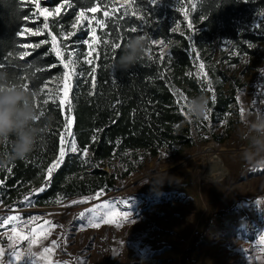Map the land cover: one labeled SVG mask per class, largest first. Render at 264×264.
<instances>
[{"label":"trees","instance_id":"obj_1","mask_svg":"<svg viewBox=\"0 0 264 264\" xmlns=\"http://www.w3.org/2000/svg\"><path fill=\"white\" fill-rule=\"evenodd\" d=\"M40 3L49 10L65 4L49 24L61 39L62 31L71 27L81 8L89 18L95 16L91 24L83 22L79 32L83 34L71 40L74 46L70 48L84 57L87 48L82 41L95 29L98 42L91 54L95 89L90 66L81 60L77 70L83 75L77 74L71 92L72 138L77 153L68 150L46 185V171L59 159L65 116L58 104L60 92L53 93L48 86L63 75L65 68L48 33L19 35L25 27L37 28L35 0H0V84L23 86L21 75L27 76L40 116L36 126L42 129L33 151L24 159H7L12 138L0 145V209L5 210L23 208L29 200L32 206L59 207L73 198L108 195L141 171L146 158L157 157L162 150L180 153L193 148L196 142L185 103L203 95L209 100L210 119L220 117L231 123L237 89L229 68L255 55V47L264 41V0H157L155 4L130 0L128 11H136L146 22L124 17L117 0ZM93 6L97 12H87ZM133 27L137 31H129ZM138 35L148 38L147 52L134 65L124 67L120 63L124 46ZM117 39L121 46L113 48ZM152 40L164 41L168 50L160 44L151 45ZM24 44L41 46L23 49ZM21 51L29 55L20 58ZM46 98L47 105L43 103ZM85 148L86 156L81 154ZM41 187L47 190L35 195ZM228 212L223 209L208 214L205 229L194 235L188 253L182 256L183 264H190V253L199 248L210 223Z\"/></svg>","mask_w":264,"mask_h":264},{"label":"rangeland","instance_id":"obj_2","mask_svg":"<svg viewBox=\"0 0 264 264\" xmlns=\"http://www.w3.org/2000/svg\"><path fill=\"white\" fill-rule=\"evenodd\" d=\"M117 1L122 7L130 0ZM56 16L53 10L47 19L36 14L33 31L48 33L52 46L56 37L54 52L59 49L63 59L59 58L68 68L48 89L60 92L65 115L70 111L73 119L71 92L78 63L85 57L70 48L71 40L83 34L79 33L83 23L74 36H69L71 27L64 29L61 39L49 25ZM92 35L89 31L82 41L92 46L90 55L98 42L97 35L96 40ZM255 50V55L229 68L237 89L231 123L220 117L211 120L209 110L207 119L200 120L186 113L196 142L193 148L180 153L162 150L159 156L146 158L141 171L108 195L73 198L59 207L32 206L29 200L23 208L0 209V264H11L8 253L13 248L32 257L33 264H183L182 256L194 235L205 229L208 214L223 209L229 212L210 223L199 248L190 253V264H264V166L243 158L256 139L250 137L251 123L257 104L264 99V41ZM70 142L64 133L62 144ZM213 149L225 165L226 175L220 181L205 178ZM68 150L65 147V153ZM125 211L127 220L120 218ZM27 240L28 252H24Z\"/></svg>","mask_w":264,"mask_h":264},{"label":"clouds","instance_id":"obj_3","mask_svg":"<svg viewBox=\"0 0 264 264\" xmlns=\"http://www.w3.org/2000/svg\"><path fill=\"white\" fill-rule=\"evenodd\" d=\"M148 38L138 35L130 38L124 46L120 63L129 67L137 63L147 52ZM209 100L201 95L192 98L187 104L190 119L200 120L207 117ZM40 116L35 105L34 93L19 84H0V145L11 140L9 160L24 159L33 151L42 129L36 126ZM259 137L244 150L243 158L264 166V114H256L251 123Z\"/></svg>","mask_w":264,"mask_h":264},{"label":"snow or ice","instance_id":"obj_4","mask_svg":"<svg viewBox=\"0 0 264 264\" xmlns=\"http://www.w3.org/2000/svg\"><path fill=\"white\" fill-rule=\"evenodd\" d=\"M66 2H67V0H66ZM151 2L153 4H155L157 2V0H151ZM35 7L37 9V13L36 14H43V16L45 17V19H47L48 15H49V10L47 8H40V0H35ZM64 7H65V4H61V5L57 6L53 11H54L55 14H60L62 8H64ZM122 7L124 9V11H123V16L124 17H129V16L136 17L140 21L146 22L145 21V17L144 16H137L136 11H132L130 13L128 11L129 5L127 3H125ZM181 10H183V9H181ZM116 11H117L116 8H113L112 9V12L113 13H115ZM87 12H90L92 14H95L97 12V7L96 6L90 7V8L87 9ZM103 15L105 17H108L109 16L108 11H104ZM185 15H187V12L185 13ZM28 19H29V17L26 18V21ZM93 20H95V16L93 15L91 18H89L88 16H86V10L83 9V8H81L78 11L77 15H76L75 22L71 25V28H72L73 31L69 33V36H74L76 34V31L75 30L78 27H80L84 21H87L89 24H91ZM96 24L101 29L103 28V25L101 24V22L99 20H96ZM116 26L118 27V25H116ZM188 26L191 27V24H189ZM44 28L45 29L48 28V24L47 23L44 24ZM129 31L135 32V31H137V29L135 27H133V28L129 29ZM173 31H176V29H173ZM92 32H93V35H92L91 39L92 40H96L95 29H93ZM26 34L27 35H33V36H35V35H40L41 33H40L39 30L33 31L31 28H27V27L23 28L19 32V35L21 37L25 36ZM67 38L68 37H65V39H67ZM52 40H53V46H55L56 37L53 36ZM46 42L47 41H45V43ZM104 43L107 44L108 41H104ZM84 44H85L86 47L89 48V51L82 53V55L85 57V59L83 60V64L90 66L89 67V76L91 77V80H92L91 86H92V88L94 90L95 89L94 73H95V70L96 69H95L94 59L91 58V55H90L91 50H92V46L89 44V41H85ZM157 44H160V45L163 46L165 44V42L164 41H156V40H152L151 41V45H157ZM40 46H41L40 44H36V45L24 44V45H22V48L23 49H27V48H30V47H32V48H39ZM111 46L113 48H119L121 46L120 45V42H119V39H117V41H115L114 43H112ZM69 54L71 55L72 53L70 52ZM28 55H29V53L27 51H21L20 52V58L27 57ZM55 55L57 57H60L61 59H63V57L61 56V53H60L59 49H56ZM161 57H163V52H161ZM63 67L65 69H67L68 68V64L65 63L63 65ZM203 67H204V65L201 64L200 65V68L203 69ZM67 75H68V73H65V77ZM78 75H83V73L81 72ZM27 79H28L27 76L21 75V80H22L23 86L25 88H28L29 87L28 83L26 82ZM41 83H43V81H41ZM40 91H41V93H44L45 92V89L44 88H41ZM213 100H215V97L214 96H213ZM43 103L45 105H47L49 103V99H47V98L44 99L43 100ZM53 103H57V101L56 100H53ZM64 103L65 102L62 99L58 101V104H59L60 107H63L64 106ZM69 108H70V104H69ZM241 111H243V110H241ZM205 119H207V117ZM72 126H73V119H72L71 113L69 111V113L63 117L62 130L65 133V135L70 139L71 142L68 145H63L62 144V146L59 149V159H57L56 163L52 164V166L47 169L46 174H45L46 177H47V179L45 180V184L46 185L50 184V182H51V176H52L53 170L58 166L59 163L62 162V160H63V158H64V156L66 154L65 153V147L70 148V152L71 153H77V146H76L75 140L72 139V133H71ZM61 139H63V137ZM91 141L93 143L96 141V136L95 135H93L91 137ZM81 154L86 156L87 155V149L85 148V149L81 150ZM46 190H47L46 187H41L35 193V195H39L40 193H42V192H44ZM25 199L27 201L30 198H25ZM72 203L73 204H76V203H84V201H72ZM83 215L84 214L81 213V217H83ZM128 215H129L128 212L125 211V212H123V213L120 214V218L127 220L128 219ZM0 222H2V221H0ZM20 239L26 240V239H28V237L27 236H22V237H20ZM53 246L55 247V242L53 243ZM45 251L46 252H49V249H46ZM2 252H3V249H0V253H2ZM8 255H9V260H10L11 264H33V258L32 257H30V256H24L22 254V252H20L19 250L15 249V248L11 249L9 251ZM22 258H23V260H22Z\"/></svg>","mask_w":264,"mask_h":264},{"label":"bare ground","instance_id":"obj_5","mask_svg":"<svg viewBox=\"0 0 264 264\" xmlns=\"http://www.w3.org/2000/svg\"><path fill=\"white\" fill-rule=\"evenodd\" d=\"M213 157H207L208 170H206L205 178L208 181L223 180L226 175L225 165L219 155L218 150L213 149Z\"/></svg>","mask_w":264,"mask_h":264},{"label":"built area","instance_id":"obj_6","mask_svg":"<svg viewBox=\"0 0 264 264\" xmlns=\"http://www.w3.org/2000/svg\"><path fill=\"white\" fill-rule=\"evenodd\" d=\"M264 114V99L260 100V102L257 104V108H256V114ZM256 114H255V118H256ZM259 133L255 132L252 130V128H250V137L254 139L259 137ZM52 212H54V210H50ZM29 240H27L26 242H24L23 246H22V250L24 252H28V247H29Z\"/></svg>","mask_w":264,"mask_h":264}]
</instances>
